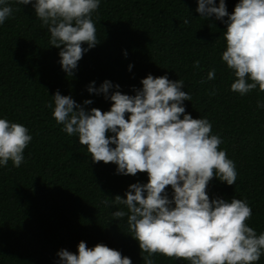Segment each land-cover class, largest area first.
<instances>
[{
  "label": "trees",
  "instance_id": "obj_1",
  "mask_svg": "<svg viewBox=\"0 0 264 264\" xmlns=\"http://www.w3.org/2000/svg\"><path fill=\"white\" fill-rule=\"evenodd\" d=\"M6 2L13 12L0 24V118L24 125L32 141L20 167L11 161L0 166V264H57L60 249L78 254L82 240L88 248L104 244L132 264H143L127 216L117 220L112 214L128 211L114 197L126 198L129 185L146 184L148 174L118 175L114 163H93L78 134L69 136L57 124L52 96L59 90L81 105L92 100L86 110L107 112L112 102L89 93L91 82L99 88L109 80L123 94L135 95L133 88H142L148 74L183 80L182 90L191 96L183 102L186 112L209 120L210 135L222 139L218 150L226 151L238 173L232 186L214 176L207 194L210 199L245 200L252 209L246 224L257 235L264 233V107L257 106L264 102V91L257 87L241 96L230 90L237 77L221 58L225 23L201 17L197 0H100L92 15L100 43L68 76L60 64V49L50 43L47 26L32 5ZM239 2L225 0L229 14ZM197 60L198 68L193 66ZM212 69L215 79L208 80ZM166 191L171 198V186ZM153 258L155 264H190L159 253ZM253 264H264V252Z\"/></svg>",
  "mask_w": 264,
  "mask_h": 264
},
{
  "label": "clouds",
  "instance_id": "obj_2",
  "mask_svg": "<svg viewBox=\"0 0 264 264\" xmlns=\"http://www.w3.org/2000/svg\"><path fill=\"white\" fill-rule=\"evenodd\" d=\"M17 3L31 4L47 26L50 43L60 49V64L68 76L74 75L83 55L100 43L92 19L100 0ZM197 4L196 12L201 17L214 16L227 25L226 50L221 58L237 77L230 90L241 96L257 87L264 91V0H240L232 14L228 13L225 0H219L218 6L216 0H197ZM12 12L6 0H0V24ZM124 54L127 56V52ZM199 64L197 60L193 66L198 68ZM207 79H215V69L208 72ZM140 83L142 88L134 87L135 95H128L109 80L99 88L95 81L91 82L89 93L103 94L112 102L107 112L98 108L86 110L92 100L81 105L59 90L52 96L54 108L52 103L47 107L53 108L52 115L57 124L63 125L62 131L69 136L78 134L79 143L87 147L93 163H114L118 175L148 174L146 184L129 185L126 198L114 197L113 202L126 205L128 211L112 214L117 220L127 216L143 264H155L153 257L157 253L190 264L258 261L264 252V233L257 235L246 224L252 215L248 203L235 197L231 202L221 197L210 199L207 194L214 176L229 186L237 180L234 161L226 151L218 150L221 137L210 135L212 124L207 118L194 119L186 112L183 102L191 101V96L182 90L183 80L148 74ZM113 88L116 91L109 94ZM257 106L264 107V102ZM126 113L130 114L127 119ZM31 141L32 135L24 125L0 118V166L11 161L14 167H20ZM167 186L173 190L171 198ZM103 203L108 205V200ZM77 248L78 254L60 249L57 264H132L129 257L104 244L88 248L82 240Z\"/></svg>",
  "mask_w": 264,
  "mask_h": 264
}]
</instances>
